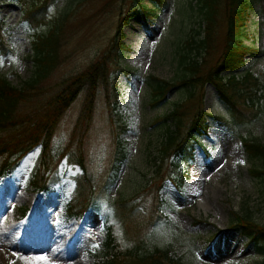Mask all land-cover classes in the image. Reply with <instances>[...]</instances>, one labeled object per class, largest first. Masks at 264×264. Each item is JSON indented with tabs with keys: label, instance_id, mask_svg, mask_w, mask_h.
I'll use <instances>...</instances> for the list:
<instances>
[{
	"label": "rangeland",
	"instance_id": "1",
	"mask_svg": "<svg viewBox=\"0 0 264 264\" xmlns=\"http://www.w3.org/2000/svg\"><path fill=\"white\" fill-rule=\"evenodd\" d=\"M249 1L254 8L249 11L245 43L258 51L247 54L245 66L238 72L250 69L259 77L261 88L253 95L255 113L244 108V120L231 129L216 120L220 116L233 122V117L212 84L198 86L194 100L184 102L188 89L179 81V55L186 42L205 35L200 0H165L148 14L142 4L155 8L151 0H8L1 5L0 18L11 51L0 56V75L7 76L12 85L21 87L32 77V41L49 32L59 19L66 21L58 77L76 75L97 63L107 53L120 23L126 52L119 62L115 55L107 60L111 83L99 90L92 113L87 146L95 189L92 208L66 220L64 211L77 189L84 186L82 195L89 191L83 179L86 172L67 157L59 159L52 188L42 190L35 183L41 164L37 147L22 159L14 174L0 177V264H99L93 256L100 249L112 203L143 192L163 157L167 127L163 117L177 102L185 103L192 116L201 92L204 110L210 115L208 128L198 136L193 160L187 163L183 157L174 158L178 176L159 192L161 215L142 229L148 241L146 251H141L170 250L181 264L264 261L246 237L230 229L234 213L249 215L264 225V181L251 171L260 168L262 161L249 155L242 141H264V0ZM219 2L213 39L203 53V71L213 69L224 50L228 2ZM153 77L177 80L179 85L167 99L157 102L152 96ZM83 100L81 95L72 104L54 136L57 159L70 139ZM111 108L127 125L120 138L128 159L117 175V170H109L116 137ZM144 196L138 204L143 220L153 205L152 195ZM41 257L44 259H36Z\"/></svg>",
	"mask_w": 264,
	"mask_h": 264
},
{
	"label": "trees",
	"instance_id": "2",
	"mask_svg": "<svg viewBox=\"0 0 264 264\" xmlns=\"http://www.w3.org/2000/svg\"><path fill=\"white\" fill-rule=\"evenodd\" d=\"M7 1L0 0V7ZM151 1L155 8L142 4L147 14L153 13V9L157 10L160 8L159 4L165 3V0ZM200 1L203 3L200 11L204 14L206 22L205 35L202 39L193 38L192 41L186 42L185 50L179 55L178 65L182 69L179 81L181 86H186L188 89L184 102L194 100L198 86L212 84L217 88L219 98L230 108L233 117V122L226 121L220 116H216V120L231 129L244 120L242 119L244 108H251L255 113L253 95H256L261 88L259 77L255 76L250 69L238 72L245 66L247 54L258 51L245 43V38L248 36L247 19L254 4L249 0H227L228 27L224 50L214 68L203 71L201 67L203 53L209 48L220 2L219 0ZM65 21V18L59 19L52 29L48 30L49 32L32 41L33 75L25 80L21 87L12 85L7 76L0 75V177L14 173L22 159L40 146L41 164L35 183L42 190H49L57 174L59 159L69 158L71 162L84 168L86 173L83 179L86 180L89 191L87 195H82L84 186L77 189V195L71 199L64 211V216L68 220L88 212L93 206L92 195L95 189L93 178L89 174L91 158L87 157L92 113L97 105L99 90L102 87H109L111 83L108 81L110 73L107 60L115 55L117 61H120L119 58L125 48L121 40L125 35L121 28L123 23H120L112 44L107 48V53L97 63L76 75L58 77L56 72L61 64ZM4 28L5 22L0 18V56L11 51ZM204 59L206 60V57ZM225 72L229 73L223 75ZM153 79L155 81L152 86V96L157 102L167 99L170 91L179 85L177 80L170 82L155 77ZM81 95H84L83 106L73 125L70 139L57 159L53 148L54 136L66 117L67 111ZM108 95L110 99V92ZM203 97L201 92L199 105L192 116H189L185 110V103L177 102L171 112L163 117L167 125L161 147L163 157L157 164L154 177L142 193L140 192L132 199L112 203L111 215L105 220L102 230V244L93 256L97 263L181 264V259L173 257L170 250L156 248L155 251L142 253L141 250L146 251L148 241L142 229L151 225L161 215L159 206L162 200L159 192L166 187L168 180L178 176L175 174L178 164H175L174 158L183 157L187 163L193 160L198 136L206 133L207 119L210 115L204 110ZM110 114L116 137L113 162L109 170H117V175L123 162L128 159L126 146L120 138V134L127 129V125L122 115L115 112L113 108ZM242 140L249 155L262 161L260 168L255 167L251 171L255 176L263 177L264 181V141ZM81 183L83 181H80ZM145 194L152 195L153 205L151 212L147 214L148 217H143V220L138 204L145 198ZM234 215L235 219L230 229L236 231L239 236L246 237L248 245L264 257V225L252 220L249 215L239 213ZM258 264H264V261Z\"/></svg>",
	"mask_w": 264,
	"mask_h": 264
},
{
	"label": "bare ground",
	"instance_id": "3",
	"mask_svg": "<svg viewBox=\"0 0 264 264\" xmlns=\"http://www.w3.org/2000/svg\"><path fill=\"white\" fill-rule=\"evenodd\" d=\"M47 247H49V246H47ZM42 249L44 248V247H41ZM41 248H39L38 250H41ZM36 257H38V255H36ZM66 259V258H65Z\"/></svg>",
	"mask_w": 264,
	"mask_h": 264
},
{
	"label": "snow or ice",
	"instance_id": "4",
	"mask_svg": "<svg viewBox=\"0 0 264 264\" xmlns=\"http://www.w3.org/2000/svg\"><path fill=\"white\" fill-rule=\"evenodd\" d=\"M36 259H44L43 257H41V258H36Z\"/></svg>",
	"mask_w": 264,
	"mask_h": 264
}]
</instances>
